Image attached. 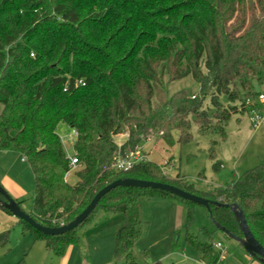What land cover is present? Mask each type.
<instances>
[{
  "label": "trees",
  "instance_id": "16d2710c",
  "mask_svg": "<svg viewBox=\"0 0 264 264\" xmlns=\"http://www.w3.org/2000/svg\"><path fill=\"white\" fill-rule=\"evenodd\" d=\"M187 76L198 84V94L182 89L168 96L163 81ZM263 84L264 0H0V152L18 153L28 162L34 182L28 215L43 227L68 224L103 187L130 178L238 206L264 248V163L230 185L207 190L179 175L169 178L150 161L125 173L111 168L149 138L172 147L174 133L177 143L191 140L192 125L198 133L223 134L231 116L257 105ZM58 125L77 133L73 185L65 180L69 157ZM141 197L172 200L188 209L191 220L190 202L157 190L117 187L63 235L45 236L19 223L61 256L98 211L120 215L113 262L138 264L131 249L139 234ZM210 211L214 223L241 237L229 209ZM186 241L200 263H220L214 245L192 236ZM8 242L9 231L0 233V247Z\"/></svg>",
  "mask_w": 264,
  "mask_h": 264
},
{
  "label": "rangeland",
  "instance_id": "374dc122",
  "mask_svg": "<svg viewBox=\"0 0 264 264\" xmlns=\"http://www.w3.org/2000/svg\"><path fill=\"white\" fill-rule=\"evenodd\" d=\"M165 83L163 81L168 96L182 89L189 91L191 95L198 94L199 86L191 76L168 85ZM260 90L261 93L263 90ZM207 103L208 100L204 105ZM256 103L254 114L262 117L257 127L252 126L250 114L233 115L224 127L223 134L198 133L192 125V138L185 143H177V134L174 133L175 143L172 147L153 137L140 146L141 150L147 155L148 161L157 166L166 162L164 172L169 178L179 175L197 190L230 185L245 171L264 163V110L259 102ZM1 110L0 104V113ZM56 133L63 142L66 156H72L75 137L71 130L58 125ZM126 137L127 133L116 136L114 140L120 144ZM65 180L67 184L73 185L76 182L75 171L69 172ZM4 184L20 193L18 199L23 202L20 209L28 214L34 191L33 175L28 162L18 153L0 152V187L15 200L4 188ZM190 208L191 220L188 222V209L184 206L178 207L159 198L138 199L139 234L131 249L138 264H202L198 261L195 250L188 245L187 236L196 237L200 243L214 245L213 250L221 253L219 264H260L238 242L217 230L203 207L192 205ZM111 217L98 211L93 222L102 225ZM7 229L10 232L9 243L5 248H0V264L10 260H14L13 264H20L22 260V264H41V253H35L37 245L32 243L31 235L22 231V227L15 222ZM38 246H42L41 243ZM96 257L88 256L90 263L95 262ZM50 259L54 257L47 256L45 262L43 258L44 264H51Z\"/></svg>",
  "mask_w": 264,
  "mask_h": 264
},
{
  "label": "water",
  "instance_id": "95a60500",
  "mask_svg": "<svg viewBox=\"0 0 264 264\" xmlns=\"http://www.w3.org/2000/svg\"><path fill=\"white\" fill-rule=\"evenodd\" d=\"M117 187L157 190L175 196L184 201L190 202L194 205L203 207L206 210L209 219L214 224L215 228L221 231L228 238L238 242L251 258L258 261L260 264H264V248L252 236L245 221L244 215L238 206L234 204H220L218 202L204 199L196 195L182 191L168 184L136 180L130 178L116 180L103 187L100 191H98L95 194V196L92 198V200L89 202V204L72 221H70L66 225H62L60 227H55V228L43 227L37 224L27 213L23 212L20 209V206L15 202V200L11 199L1 187H0V207L7 210L10 215L17 218L19 221H22L23 223H25L35 231L45 236H60L77 228L93 211L99 200L107 193H109L111 190ZM211 206L226 208L232 212L233 216L235 217L238 223V227L241 232V237H237L230 234L227 230L220 227L217 223L213 222V220L211 219V211H210Z\"/></svg>",
  "mask_w": 264,
  "mask_h": 264
},
{
  "label": "crops",
  "instance_id": "0c3cea01",
  "mask_svg": "<svg viewBox=\"0 0 264 264\" xmlns=\"http://www.w3.org/2000/svg\"><path fill=\"white\" fill-rule=\"evenodd\" d=\"M62 145H63V142H62ZM3 186L7 190V192L12 197L15 198V201H20L18 198L21 195L18 191L10 187V185L8 184H4ZM164 200L169 201L170 203H173L174 205L178 207L181 206L172 200H169V199H164ZM110 216L112 217L106 223L102 225H98L97 223L92 222L91 224L81 229L78 232L77 243L67 245L64 250L63 255L61 256L53 255L51 252H49L46 249L44 242L34 241L31 236L32 243L34 245L35 244L37 245L35 253L38 254L37 253L38 251L41 253V256H40L41 264H44L45 258L47 256L50 257L51 255L54 257V259L52 260L50 259L51 264H112L114 263L113 255H112L113 248H114V236L123 225V217L120 215H110ZM13 222L20 225V227H22V231H26L30 234L29 231L23 229L22 224L19 223V220L17 218L13 217L12 215L0 209V233L4 231H9L7 228ZM87 234H89V237H86ZM40 243L42 246H38ZM6 246L0 247V248L3 249ZM90 255L97 256L95 262L90 263L88 259V256ZM43 258H44V262H43ZM13 261L14 260H10L7 263L5 262V264H13ZM22 263H24L23 260L20 261V264ZM26 264H32V262L31 263L29 262Z\"/></svg>",
  "mask_w": 264,
  "mask_h": 264
},
{
  "label": "built area",
  "instance_id": "2783aa9c",
  "mask_svg": "<svg viewBox=\"0 0 264 264\" xmlns=\"http://www.w3.org/2000/svg\"><path fill=\"white\" fill-rule=\"evenodd\" d=\"M78 83L80 84V82ZM261 88L263 91L257 96L256 102H259L264 110V84L261 86ZM246 103L250 104L252 103V101L247 100ZM248 114H250L252 126L257 127L260 124V121H262V117L255 116L253 109H251ZM71 134L73 137L77 136V133L75 131H71ZM147 161H148L147 155H145L142 152L141 147H136L133 152H130L129 154L125 156H119L118 158H116L114 162L112 163L111 168L117 172L125 173L129 171L130 169H132L133 166L139 163L147 162ZM76 166H77V159L75 157L70 156L69 165H68L69 171L66 174V176H68L69 172L76 170ZM165 166H167L166 162H164L162 165L163 172L165 170ZM217 247H220V245L217 244Z\"/></svg>",
  "mask_w": 264,
  "mask_h": 264
}]
</instances>
